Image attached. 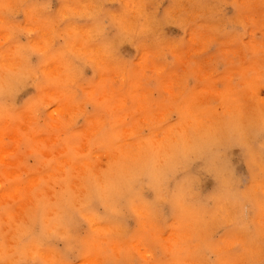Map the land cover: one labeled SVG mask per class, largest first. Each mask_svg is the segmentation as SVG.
Instances as JSON below:
<instances>
[{
	"label": "clouds",
	"instance_id": "clouds-1",
	"mask_svg": "<svg viewBox=\"0 0 264 264\" xmlns=\"http://www.w3.org/2000/svg\"><path fill=\"white\" fill-rule=\"evenodd\" d=\"M0 264H264V0H0Z\"/></svg>",
	"mask_w": 264,
	"mask_h": 264
},
{
	"label": "rangeland",
	"instance_id": "rangeland-1",
	"mask_svg": "<svg viewBox=\"0 0 264 264\" xmlns=\"http://www.w3.org/2000/svg\"><path fill=\"white\" fill-rule=\"evenodd\" d=\"M171 31H172L173 33H176V34H178V33H177V30H171Z\"/></svg>",
	"mask_w": 264,
	"mask_h": 264
}]
</instances>
